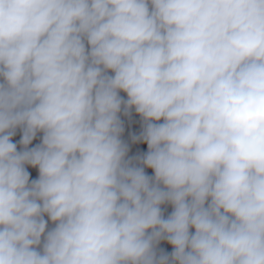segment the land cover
<instances>
[{"label":"clouds","instance_id":"1","mask_svg":"<svg viewBox=\"0 0 264 264\" xmlns=\"http://www.w3.org/2000/svg\"><path fill=\"white\" fill-rule=\"evenodd\" d=\"M0 264H264V0H0Z\"/></svg>","mask_w":264,"mask_h":264},{"label":"trees","instance_id":"2","mask_svg":"<svg viewBox=\"0 0 264 264\" xmlns=\"http://www.w3.org/2000/svg\"><path fill=\"white\" fill-rule=\"evenodd\" d=\"M128 155H129V157H131L132 154H128ZM147 175H149V176L152 175L151 170L149 171V173H147ZM162 211L164 212V215L166 217L168 214H170L171 207L168 205H165V206H163ZM158 249H162V250H164L165 253H168V254L171 253V247L167 244L166 241H162L160 243V245L158 246Z\"/></svg>","mask_w":264,"mask_h":264}]
</instances>
